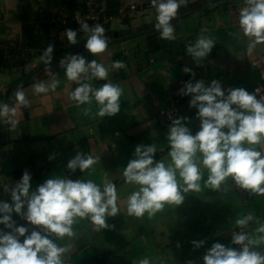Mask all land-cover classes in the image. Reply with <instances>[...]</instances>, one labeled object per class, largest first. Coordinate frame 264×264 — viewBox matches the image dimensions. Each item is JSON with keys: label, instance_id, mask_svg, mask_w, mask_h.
<instances>
[{"label": "crops", "instance_id": "1", "mask_svg": "<svg viewBox=\"0 0 264 264\" xmlns=\"http://www.w3.org/2000/svg\"><path fill=\"white\" fill-rule=\"evenodd\" d=\"M113 2L119 4L121 0ZM59 3L60 0H0V44L18 51L19 61L26 63L0 65V93L22 79L24 69L28 75L43 63L37 51L40 47L34 44L41 39L49 46L54 38L60 42L66 36L65 28L48 20ZM246 6V0H218L179 17L172 22L174 41L162 40L158 31L147 28L156 21L155 8L141 10L121 23L105 27V33L143 27L139 36L109 44L103 53H76L109 68L114 61L124 63V68L110 70L107 80L85 81L94 88L112 83L122 89L120 111L113 116L97 115L100 105L94 98L86 104L71 99L78 85L66 78L64 68L53 67L59 62L42 68L35 75L36 81L21 89L29 103L25 107L18 101L8 113V123L17 129L18 139L0 144V200L10 202L6 189L13 187L24 171L31 174L33 190L46 179L65 178L69 172L73 173L68 177L72 180H91L101 190L107 180L117 189L118 212L113 217L106 215L109 227L100 228L87 217H77L72 226L75 234L55 239L58 247L65 249L64 264H134L145 257L150 264H204L203 255L213 243L234 248L232 234L240 228L248 231L249 240L259 241L251 246L264 253V232L258 231L264 226V194L250 190V197L242 199L231 177L219 190H213L207 183L209 172L200 163L199 153L200 190L184 192L186 185L177 172L183 203H165L152 215L145 212L137 217L128 213V197L139 186L127 183L123 175L137 145H155V159L166 166L172 163L169 128L158 123L157 115L171 105V91L180 77L192 82L203 80L206 85L215 79L225 90L242 87L251 93L260 84L259 68L253 66V61L264 53V43L249 52L250 38L239 27L240 12ZM150 34L157 35L154 47L149 46ZM201 36L211 38L215 46L198 66L187 54L186 44ZM186 67L192 69L194 77L183 71ZM53 78L58 81L54 89L34 92V84L49 83ZM189 101L190 97L185 96L180 118L195 135L200 121ZM259 145L252 147L259 150ZM77 152L91 155L96 163L83 172H72L67 163ZM249 214L252 220L246 226L236 223ZM13 219L17 225L25 226L19 216L13 214ZM193 241L205 243L196 248Z\"/></svg>", "mask_w": 264, "mask_h": 264}, {"label": "clouds", "instance_id": "2", "mask_svg": "<svg viewBox=\"0 0 264 264\" xmlns=\"http://www.w3.org/2000/svg\"><path fill=\"white\" fill-rule=\"evenodd\" d=\"M186 2L152 0L156 9L154 28L162 40L176 39L171 21ZM246 5L240 12L239 27L250 38L248 50L252 52L257 44L264 43V0H246ZM104 31L100 24L90 26L85 22L78 30L67 28L64 33L70 45L79 42V32L84 33V47L95 55L108 47L110 38ZM214 46L211 38L201 36L194 43L186 44V52L199 66ZM53 52L54 45L50 44L41 56L46 65L53 60ZM59 63L66 78L78 85L71 93V99L77 104L89 103L94 98L100 105L97 115L102 118L120 111V87L105 83L94 88L85 81L92 78L107 80L110 70L125 67L123 62L114 61L109 68L96 60L89 61L83 55L71 54ZM183 71L195 76L190 68ZM57 85L58 81L53 78L49 83H36L33 88L40 94ZM179 94L190 97L189 107L197 110L200 129L193 135L182 122L184 118L171 123L167 139L172 163L167 166L155 159V145L135 147L134 158L127 163L123 173L127 183L139 186V190L128 197V213L139 217L145 212L155 214L165 203L181 205L185 198L177 182V172L186 185L184 192L199 191L201 169L197 153L201 156L200 163L209 172L207 183L213 190H219L231 177L240 188L264 194V152L252 147L264 142V99H257L255 93L242 87L225 90L215 79L207 85L203 80L188 81L179 89ZM14 95L23 106H28L29 101L22 90L18 89ZM9 111V105L0 102V117ZM95 163L91 155L77 152L68 161L67 168L72 172L77 169L83 172ZM31 179V174L24 171L20 180L6 189L10 202L0 200V225H3L0 229V264H64L65 249L58 247L55 239L73 236L72 226L77 217H87L100 228H107L106 215L113 217L118 212L117 189L110 181L106 180L101 190L91 180L48 178L33 190ZM13 214L25 220L28 226L17 225ZM251 220L249 214L236 223L246 226ZM258 231L264 232V226ZM192 243L199 248L205 242ZM232 243L240 245L239 249L213 243L203 255L204 264H264V253L251 246L259 241L249 240L246 233L239 232L232 234ZM134 264H150V260L145 257Z\"/></svg>", "mask_w": 264, "mask_h": 264}, {"label": "built area", "instance_id": "3", "mask_svg": "<svg viewBox=\"0 0 264 264\" xmlns=\"http://www.w3.org/2000/svg\"><path fill=\"white\" fill-rule=\"evenodd\" d=\"M194 0H187L186 4ZM183 6V5H182ZM155 7L152 4V0H121L118 6L115 8V12L111 13L108 10V6L104 0H63L59 8L53 13L49 20L51 24H60L63 26L71 24L80 25L81 23H88L90 26L100 24L103 28L116 22H123L127 20L134 13L141 10H150ZM264 46V45H263ZM12 50V49H11ZM18 51H10L9 48L3 47L0 44V65L4 66L8 63H15L19 61L20 56ZM253 66L259 68L260 84L253 89V93L257 96V99H264V53L259 55L256 61H253ZM188 82L185 77H180L177 80L176 85L171 91V105L162 110L157 115L158 123L164 127L169 128L171 123L182 115V104L185 96L179 94V89ZM259 150L264 152V143L259 145ZM73 173L69 172L68 177H71ZM233 186L240 197L244 200L248 199L251 195L250 190H246L237 186L232 180ZM25 226L27 222L25 221ZM31 231V226H29ZM244 232L249 239V233L245 228L237 229L234 233ZM23 240V237L21 238ZM246 243L248 241H245ZM240 245L234 244V248L239 249ZM84 264V263H79Z\"/></svg>", "mask_w": 264, "mask_h": 264}, {"label": "water", "instance_id": "4", "mask_svg": "<svg viewBox=\"0 0 264 264\" xmlns=\"http://www.w3.org/2000/svg\"><path fill=\"white\" fill-rule=\"evenodd\" d=\"M217 1L218 0H194L188 4H185L178 9V14L175 18H173L171 23L174 22L179 17H182V16H185L189 13L201 10L204 7L211 5ZM155 23H156V21L150 23L149 25H147V28L155 31V28H154ZM140 32H143V27H140L138 29H124V30L110 31V32L105 33L104 35L106 37L110 38L109 44H112V43L114 44L116 42H120L123 40H127L130 38L139 36L141 34ZM147 36L150 37V36H152V34L147 35ZM84 44H85V41L80 43V44L75 45L71 49L66 50L61 55L54 56L53 60L50 62V64L46 65L45 62L43 61V63L38 68H36L32 73H30L28 75H26V71L24 69L23 70V73H24L23 78L14 82L13 84L9 85V87L6 89V91H3L0 93V102L9 105V107L11 108L15 103L18 102L16 96L14 95V93L18 89L21 90L24 87L34 83L36 81L35 75L42 68L59 62L66 55L76 54V53H79L83 50H86L84 47ZM17 139H18L17 129L14 126L9 125L8 114L4 117H0V144L3 145V144H6L8 142H12L14 140H17Z\"/></svg>", "mask_w": 264, "mask_h": 264}, {"label": "trees", "instance_id": "5", "mask_svg": "<svg viewBox=\"0 0 264 264\" xmlns=\"http://www.w3.org/2000/svg\"><path fill=\"white\" fill-rule=\"evenodd\" d=\"M107 1V6H108V10H109V12H111V13H114L115 12V8H116V6H117V2H113V1H115V0H106ZM63 2V0H60V5H61V3ZM63 28H65V29H67V28H71V29H73V30H78L79 29V26L78 25H75V24H69V25H66V26H63V25H61ZM80 34L82 33V32H79ZM156 37H157V35H155V36H152V37H149V46L150 47H154V44H155V41H156ZM31 38V37H30ZM32 39V38H31ZM40 41V43H38V44H34V46L35 47H40V49H38L37 51H41L42 52V49L41 48H43V47H45L46 49H47V45L48 44H45L44 45V40H42L41 41V39L39 40ZM66 51V50H65ZM64 51V52H65ZM84 51V50H83ZM63 52V53H64ZM63 53H60V54H58V55H61V54H63ZM54 56H57V55H54ZM19 64L21 65V66H25V64L26 63H24L23 61L22 62H20L19 61ZM82 263H84V264H97L96 262H82Z\"/></svg>", "mask_w": 264, "mask_h": 264}, {"label": "rangeland", "instance_id": "6", "mask_svg": "<svg viewBox=\"0 0 264 264\" xmlns=\"http://www.w3.org/2000/svg\"><path fill=\"white\" fill-rule=\"evenodd\" d=\"M108 30H111V29H108ZM107 30V31H108ZM104 34H105V32H104ZM146 36V35H145ZM84 33H78V36H77V39H78V43L77 44H79V43H81V42H83L84 41ZM55 39V38H54ZM52 40V41H50V43H49V45L51 44V45H54V52H53V56L54 55H58V54H60V53H63L66 49H71L73 46H75V45H70L69 43H68V41H67V38H66V36L63 38V40L62 41H55V40ZM42 49V52L40 51V52H38L39 53V56L41 57L42 56V54L44 53V51L46 50V48L45 47H43V48H41ZM36 52V51H35ZM38 62H40V61H38ZM54 68H59V67H61L60 66V63H57V64H55L54 66H53ZM60 69V68H59ZM32 70V69H31ZM31 70L29 71V72H31Z\"/></svg>", "mask_w": 264, "mask_h": 264}]
</instances>
